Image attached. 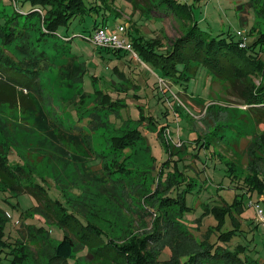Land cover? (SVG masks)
Returning <instances> with one entry per match:
<instances>
[{
	"label": "rangeland",
	"instance_id": "1",
	"mask_svg": "<svg viewBox=\"0 0 264 264\" xmlns=\"http://www.w3.org/2000/svg\"><path fill=\"white\" fill-rule=\"evenodd\" d=\"M178 1L187 6L186 13L163 9L156 18H147L134 10L129 0H114L122 13L106 18L104 26L125 42L130 35L122 26L129 18L148 39L161 35L174 39L192 22L210 35L230 33L236 39L241 33L247 43L257 36L250 0ZM30 8L27 0H0V20L14 17L15 11L26 13ZM19 17L16 29L22 26L26 32L12 42L0 41V47L23 61L42 55L46 66L37 72L33 89L17 90L22 91V98L0 103V155L7 157L10 165L22 166L26 176L43 185L56 203L60 201L77 213L84 212L116 243L141 236L151 226L152 217L144 215L143 210L149 203L146 198L151 192V174L140 164L152 160L156 168L152 171L156 178L153 189L158 182L157 170H177L185 181L176 184L171 195L176 196L177 191L183 195V190L190 188L187 184H193L185 193V204L190 208L184 211L181 222L197 241L206 237L213 242L217 232L213 229L210 235V230L217 221L210 209L221 206L222 199L231 203L245 189L243 181L232 178V162L240 172L248 162L249 150L250 160L264 171V119H258L257 112L248 110L244 100L234 95L242 84L236 88L216 81L202 66L182 83L166 84L155 67L132 51L106 52L103 48L111 47L100 49L86 39L93 27V16L89 14L71 20L66 27L60 26L53 34L43 26L42 17ZM70 57L80 64L73 71L67 66ZM96 91L109 94L111 100L122 98L123 105L107 116L101 111V121H108L92 130L91 124L96 122L87 114L95 100L100 102L99 95L94 97ZM213 101L221 107L208 113L206 107ZM121 127L140 131L147 150L112 146L110 138ZM212 131L214 135L222 133L223 140L211 143ZM61 149L67 151L65 155ZM131 160L134 170L129 172L126 168L131 166ZM19 179L23 183L26 180L24 176ZM250 195L243 200L242 214H236L244 232L233 239L232 245L237 241L246 246L253 244L248 254L264 264V224L256 214L257 204L264 210V201L254 190ZM37 203L30 194L0 184V211L7 216L4 240L21 236L26 240L28 257L23 264H115L81 257L86 254L85 249L67 262H52L53 248L33 226L42 225L56 241L63 232L58 225H49L40 217L34 210ZM225 226H230L228 218ZM169 254V248H164L160 258L167 259ZM0 264H6L4 259Z\"/></svg>",
	"mask_w": 264,
	"mask_h": 264
},
{
	"label": "trees",
	"instance_id": "2",
	"mask_svg": "<svg viewBox=\"0 0 264 264\" xmlns=\"http://www.w3.org/2000/svg\"><path fill=\"white\" fill-rule=\"evenodd\" d=\"M27 1L31 5L28 12L22 13L20 10L18 13L15 11L14 17L0 20V41L2 43L20 39L26 32L22 26L16 29L20 15L29 18L42 17L43 26L49 31V34H53L57 33L60 26L66 27L71 20L83 18L87 14L93 16V27L91 28L92 31L89 32L92 33L94 28L104 27L106 18L112 15L119 17L122 13L120 8L115 6L114 0ZM129 1L134 10H139L147 18H156V13L162 12L163 9L176 11L175 14H180L181 11L187 9V6L178 0ZM250 1L255 13L253 30L258 29L257 36L251 43L245 42L241 33L240 38L236 39L230 33L210 35L199 29L195 22L188 23L185 31L171 40L165 35L148 39L129 17V20H125L126 23L122 27L130 35L127 41L130 45V51L143 62L155 67L161 75V81L166 84L170 81L178 85L194 75L197 69L202 66L209 71L211 78L216 81L219 80L221 83H227L232 87L234 85L236 88L237 84H242L238 85L239 92L234 91V95L243 99V102L248 105V110L257 112L258 119L261 120L264 119V59L262 58L264 55V0ZM98 21L100 22L98 23ZM99 48L101 49V47ZM103 50L117 53L121 49L103 48ZM45 58L40 55L23 61L0 47V103L14 102L18 97L22 98V91H17L18 89L24 88L30 91L34 88L37 72L46 66V63L43 64ZM67 64L71 71L80 65L74 62L72 57ZM256 79H258V83L255 82ZM118 89L121 90L119 87ZM98 95L100 102L95 100L93 107L89 108L87 114L93 122H96L94 125L91 124L92 130L103 125L102 122L108 121V119L101 121V111L104 110L107 113L105 116H107L109 112H116L118 106L123 105L122 98L111 100L112 97H109V94L96 91L94 97ZM220 107L218 102L213 101L206 107V111L209 113ZM43 128H47V126L44 125ZM80 129L82 130V128ZM117 131L110 138L112 146L116 149L124 150L125 148L139 147L141 150H147L144 147L143 137L137 129L121 127ZM211 133L213 135L210 140L211 143L215 144L214 141L223 140L222 133H215L218 138L213 131ZM48 135L52 136L50 133ZM66 152V150H60L62 155H65ZM246 153L248 156L246 166L238 172L232 162V169L230 170L233 180L243 181L242 184L245 189H242L241 194H237L231 203L222 199L223 204L221 206L213 207L209 211L217 221L216 226L210 230V235L213 233V229L217 232L213 242L206 237L197 241L181 222L184 211L190 208L185 204V193L192 189L193 184L191 182L187 184L190 188L184 189L183 195L179 191H177L176 196L171 195V189L175 188L176 184L183 183L185 178L177 170L174 172L163 171L165 167H162L157 170L156 181L158 182L153 189V181L156 178L152 176V171H155L156 168L152 166L150 159L145 164L140 165L141 168L146 167V171L151 174L149 177L151 192L146 198L149 203L143 207L144 215L152 217L151 226L149 230L142 232L141 236L137 234L125 243H116L113 238L90 222L84 212L77 213L73 207L64 205L60 201L56 203L54 201L56 199L50 198L43 185L34 181L33 178L30 179V176H26L22 166L10 165L7 162V157L1 155L0 184L15 192L30 194L38 202L34 210L40 213V217L47 224L60 227L63 236L56 241L51 238L49 232L42 225L40 227L32 225L37 234H42L47 239L48 247L53 248V256L50 258L52 262L55 260L67 262L68 259L76 256L79 250L85 249L86 254L81 257L90 260H107L115 264H261L248 254L253 244L246 246L237 241L232 245L233 239L241 236L244 232L236 217V214L241 215L244 210V198L250 197V191L254 190L258 193L259 200H264V171L259 168V164L250 160L249 150ZM87 167L89 166L87 165ZM126 169L129 172L134 170L132 160L131 166ZM136 171L142 170L137 168ZM22 176L26 178V183L20 181L19 178ZM162 178H164L163 184H161ZM227 218L230 223L229 227L225 226ZM6 219V214L0 211V262L4 259L6 264H23L28 257L29 246L22 236L13 241L4 240ZM29 226L27 225L26 228H30ZM164 248L170 250L167 259L160 258Z\"/></svg>",
	"mask_w": 264,
	"mask_h": 264
},
{
	"label": "built area",
	"instance_id": "3",
	"mask_svg": "<svg viewBox=\"0 0 264 264\" xmlns=\"http://www.w3.org/2000/svg\"><path fill=\"white\" fill-rule=\"evenodd\" d=\"M121 29V28H120ZM95 46L111 47L116 49H129L130 45L124 40L120 39L114 30H108L105 26H99L87 37ZM243 45V44H242ZM261 201H264L261 199ZM256 214L258 219L264 224V210L259 208L257 204Z\"/></svg>",
	"mask_w": 264,
	"mask_h": 264
},
{
	"label": "crops",
	"instance_id": "4",
	"mask_svg": "<svg viewBox=\"0 0 264 264\" xmlns=\"http://www.w3.org/2000/svg\"><path fill=\"white\" fill-rule=\"evenodd\" d=\"M112 30V29H111ZM117 34V33H116ZM128 43V42H127ZM109 55V54H108Z\"/></svg>",
	"mask_w": 264,
	"mask_h": 264
}]
</instances>
